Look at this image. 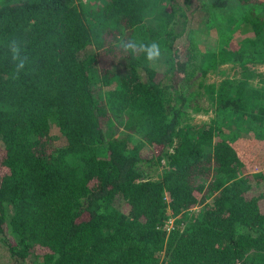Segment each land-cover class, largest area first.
I'll use <instances>...</instances> for the list:
<instances>
[{
	"label": "trees",
	"instance_id": "obj_1",
	"mask_svg": "<svg viewBox=\"0 0 264 264\" xmlns=\"http://www.w3.org/2000/svg\"><path fill=\"white\" fill-rule=\"evenodd\" d=\"M237 2L0 0V264H264V0Z\"/></svg>",
	"mask_w": 264,
	"mask_h": 264
},
{
	"label": "rangeland",
	"instance_id": "obj_2",
	"mask_svg": "<svg viewBox=\"0 0 264 264\" xmlns=\"http://www.w3.org/2000/svg\"><path fill=\"white\" fill-rule=\"evenodd\" d=\"M237 0H230V6L232 7L233 9V12L236 13L237 12ZM198 14H200L198 12ZM206 13H203L202 15H198V17L196 16L195 19H198L199 17L202 16V20L204 19V15ZM198 23V22H197ZM196 23V25H197ZM233 27L237 30V37L240 38V37H244V36H251L253 33L252 32H245V31H241L239 25L236 23H233ZM213 30V29H211ZM204 34V37H201L202 39V45L203 47H216L218 46L219 44H223V37H218V32L216 33L215 31H209V32H206L204 31L203 32ZM204 38V40H203ZM95 50V46L90 44L88 45L86 48H84L82 51H94ZM97 56H99V63L101 65H104V66H108V67H113V68H118V69H123V64L121 63V61L115 59V57H112L110 55H107V54H104V53H100V54H97ZM233 62L232 61H227V62H224L222 63L218 68L214 69V70H211L208 72V75H207V80L208 81H211V82H218L220 81L221 79H223L225 76L229 75V76H232L235 74V68L233 66ZM259 69L261 71H264V63H261L259 65ZM205 104L209 107V110L208 111H201V112H198L195 116V120L200 122V121H208L210 119L211 116L214 115L215 113V107L210 105V102L209 100H205ZM133 141H138V137L136 138L135 136L133 137ZM142 151L143 152H148L149 151V146H145L142 148ZM258 171H261L264 173V167H262V169L258 170ZM255 179H252V182L255 183ZM254 191L255 192H258V191H263L264 189V179L260 184L258 183H255V186H254ZM259 203H260V206H261V209L264 210V197L260 198L259 200ZM194 210H199L201 208V204H196L192 207ZM174 218H171L169 219V224L171 225L172 222H173Z\"/></svg>",
	"mask_w": 264,
	"mask_h": 264
},
{
	"label": "clouds",
	"instance_id": "obj_3",
	"mask_svg": "<svg viewBox=\"0 0 264 264\" xmlns=\"http://www.w3.org/2000/svg\"><path fill=\"white\" fill-rule=\"evenodd\" d=\"M118 41L120 46L126 52L135 53L138 49L142 51L149 63L154 64L160 61L163 56L162 46L156 40H153L149 43H142L133 40L124 41L123 38L120 37L118 38ZM8 49L11 53V59L14 62V74L15 76H19L21 71H23L26 67L28 57L26 54H24L22 44L16 39H12L8 43Z\"/></svg>",
	"mask_w": 264,
	"mask_h": 264
}]
</instances>
